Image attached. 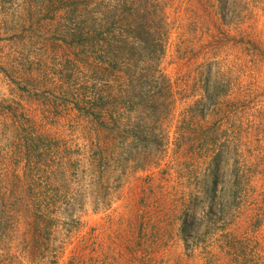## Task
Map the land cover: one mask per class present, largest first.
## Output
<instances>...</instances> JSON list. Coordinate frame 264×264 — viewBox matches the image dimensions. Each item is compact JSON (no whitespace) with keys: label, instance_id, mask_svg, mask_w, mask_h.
<instances>
[{"label":"rangeland","instance_id":"1","mask_svg":"<svg viewBox=\"0 0 264 264\" xmlns=\"http://www.w3.org/2000/svg\"><path fill=\"white\" fill-rule=\"evenodd\" d=\"M0 264H264V0H0Z\"/></svg>","mask_w":264,"mask_h":264}]
</instances>
